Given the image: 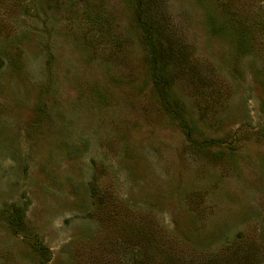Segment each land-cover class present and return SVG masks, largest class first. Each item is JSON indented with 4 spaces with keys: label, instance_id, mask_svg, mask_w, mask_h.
<instances>
[{
    "label": "rangeland",
    "instance_id": "obj_1",
    "mask_svg": "<svg viewBox=\"0 0 264 264\" xmlns=\"http://www.w3.org/2000/svg\"><path fill=\"white\" fill-rule=\"evenodd\" d=\"M0 57V264H264V0H0Z\"/></svg>",
    "mask_w": 264,
    "mask_h": 264
},
{
    "label": "trees",
    "instance_id": "obj_2",
    "mask_svg": "<svg viewBox=\"0 0 264 264\" xmlns=\"http://www.w3.org/2000/svg\"><path fill=\"white\" fill-rule=\"evenodd\" d=\"M138 4H140V2L138 1ZM144 10L145 9H143V5H139V9H138V12L137 13H139V15H138V27L140 28V29H142L143 30V34L144 35H146L147 37H145L146 38V40H148L149 42H150V40H151V42L153 43V46H154V48L156 49L155 51H154V53H155V56H156V58L158 59V53H159V50H160V44L158 45V44H156V36H157V32H158V30H156V29H154V23L152 22V20H151V18L150 19H148L147 17H146V13L144 12ZM150 39V40H149ZM153 40H154V42H153ZM155 44L159 47V48H157V46H155ZM157 54V55H156ZM154 56V57H155ZM166 61H168V60H166ZM156 64H159L158 63V61H156ZM168 64V63H167ZM167 64H161L160 66H161V68L164 70V69H166L167 68ZM2 65H3V59L0 57V67H2ZM160 75V74H159ZM159 79L161 80L160 81V83L161 82H163V79H162V76L160 75V77H159ZM156 83V82H155ZM162 85H163V83H162ZM164 93H166L165 91H164ZM166 95H168V93H166ZM37 248V250L40 252V253H44V246H42V245H39L38 247H36Z\"/></svg>",
    "mask_w": 264,
    "mask_h": 264
}]
</instances>
